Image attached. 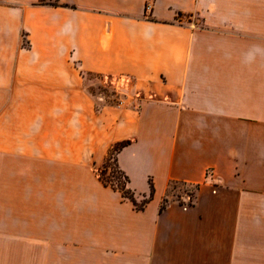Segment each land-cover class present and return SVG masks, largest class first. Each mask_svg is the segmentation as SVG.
<instances>
[{"label":"crops","instance_id":"obj_1","mask_svg":"<svg viewBox=\"0 0 264 264\" xmlns=\"http://www.w3.org/2000/svg\"><path fill=\"white\" fill-rule=\"evenodd\" d=\"M37 1L0 0V264H264V0Z\"/></svg>","mask_w":264,"mask_h":264},{"label":"rangeland","instance_id":"obj_2","mask_svg":"<svg viewBox=\"0 0 264 264\" xmlns=\"http://www.w3.org/2000/svg\"><path fill=\"white\" fill-rule=\"evenodd\" d=\"M58 0H42L43 3L49 4L52 2H57ZM146 15H149L147 13ZM24 42H27L26 37H23ZM75 67H78L77 64H75ZM86 87L90 89L93 93V96L96 100V106H101L103 103L106 101H110L114 98L112 95V92L114 91L116 94L118 93V96L120 95L121 98V104L126 105L128 100H126V97L130 96L129 101L133 100V97H139V96H144L143 93H140V95H136L134 93V90L131 89V82L127 78H121V77H114V76H100V77H95L91 76L89 77L88 80L84 81ZM116 90V91H115ZM99 170L103 174L104 177L111 179V182L114 185H118L119 187L122 185L117 179H114L111 177L113 174L112 172V166L111 163L109 162L105 168L100 167ZM193 192V187H181L176 184L172 185L171 187L168 188V195L170 199H181L183 197L186 198V195H191ZM121 193V192H120ZM183 196V197H182Z\"/></svg>","mask_w":264,"mask_h":264},{"label":"trees","instance_id":"obj_3","mask_svg":"<svg viewBox=\"0 0 264 264\" xmlns=\"http://www.w3.org/2000/svg\"><path fill=\"white\" fill-rule=\"evenodd\" d=\"M58 1L49 3V5L69 6L66 3L58 4ZM35 4L44 5L46 3H43L42 0H38ZM112 95L114 96L113 101L118 102L117 94L114 91L112 92ZM128 143H129L128 140H124V141H120V142L115 143L113 145V147L111 148V150L109 151V153H108L106 159L104 160L103 164L101 165L102 168H105L106 165L110 162L111 166H112V172H113L111 177H113L114 179H117V181H119L122 185L120 187L118 185H114L111 182V179L104 177L99 169L97 170V174L99 176V179L103 182V184L110 186L111 188L116 189L119 192H121L122 196L124 198L130 200L136 209L141 210L148 203V201L151 200V198L153 196V186H152V184H150L149 193H148L147 197H145L141 202H137L135 197H134L133 191L126 187L127 182H128V177L125 174V172L119 167L116 155ZM172 185H174L173 182L169 183V187H171ZM166 201H167V199H164L163 203L161 204V209L164 207Z\"/></svg>","mask_w":264,"mask_h":264},{"label":"built area","instance_id":"obj_4","mask_svg":"<svg viewBox=\"0 0 264 264\" xmlns=\"http://www.w3.org/2000/svg\"><path fill=\"white\" fill-rule=\"evenodd\" d=\"M153 0H145V11L147 13L151 12Z\"/></svg>","mask_w":264,"mask_h":264}]
</instances>
